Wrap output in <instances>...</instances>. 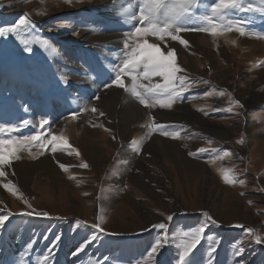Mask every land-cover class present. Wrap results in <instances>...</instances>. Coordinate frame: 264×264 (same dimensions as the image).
Here are the masks:
<instances>
[{
	"label": "rangeland",
	"instance_id": "obj_1",
	"mask_svg": "<svg viewBox=\"0 0 264 264\" xmlns=\"http://www.w3.org/2000/svg\"><path fill=\"white\" fill-rule=\"evenodd\" d=\"M114 2L0 0V27L15 24L25 14L34 24L20 39L0 37V124L18 128L0 138L41 137L0 177V215L12 214L0 231V264H145L152 244L164 234L152 228L159 223L168 226L166 244L154 264H180L182 243L201 225L206 232L191 255L192 264H264V243L255 244L246 231L264 237V98L252 106L241 99L247 92L264 95V39L256 38L264 34V14H230L231 19L248 21L246 36L184 31L179 36L187 47L178 40L148 37L164 51L175 49L176 62L184 69L179 75L192 87L171 109H147L130 92L105 87L123 63L124 41L132 30L119 15L122 10L113 19L106 17ZM123 3L131 5L133 14L138 11L135 0ZM244 4L261 7L260 0ZM186 26L207 25L194 19ZM112 35L119 38L110 39ZM21 39L29 41L30 53ZM40 40L53 50L42 48ZM113 42L122 53L109 61L112 70L100 72L103 52ZM124 82L131 87L130 79L124 77ZM232 100L242 107L232 105ZM229 107L232 112L226 111ZM82 108L88 111L80 112ZM71 113H78L75 120ZM130 114L136 119L132 117L122 131L120 121L126 124ZM25 119L28 126H22ZM41 119L49 122L43 129ZM158 122L166 125L165 131L179 132V138L150 133L148 126L154 128ZM49 133L66 138L71 147L48 145ZM240 139L243 144L237 143ZM202 148L205 151H198ZM90 149L95 152L93 161L87 157ZM82 162L89 167L80 168ZM221 169H231L243 184H225ZM8 183L16 186L15 194L3 187ZM32 210L47 212L52 219L18 215ZM169 215L171 221L166 219ZM97 218L105 232L118 235L100 233L98 240L73 255L94 234L88 225ZM236 224L243 227H232ZM57 236L60 240L50 253ZM240 249L242 255H236Z\"/></svg>",
	"mask_w": 264,
	"mask_h": 264
},
{
	"label": "snow or ice",
	"instance_id": "obj_2",
	"mask_svg": "<svg viewBox=\"0 0 264 264\" xmlns=\"http://www.w3.org/2000/svg\"><path fill=\"white\" fill-rule=\"evenodd\" d=\"M66 4H71L72 0H64ZM76 2H82V0H76ZM138 4V11L136 13L131 12V5L124 9V23L132 24V30L128 33V39L124 41L125 56L123 63L119 66L118 71H116L115 78L111 83L106 84L105 87H112L113 85L117 88L124 89L125 92H130L131 95L147 109H152L159 107L161 109H171L173 105L181 100L184 93L187 92L191 87L192 83L188 81V78L183 75H179L184 72L176 62L175 49L168 48L167 51L162 50V48L156 43H150L148 37H155L156 40L164 42L165 39L172 41H179V43L185 47L188 46V42L181 39L179 34L184 31H201L209 34L212 37H217L224 34L225 32H236L240 36L249 35L246 30L245 25L248 23L245 19L237 18L231 19L230 14L233 12L238 13H255L260 11L264 14V0H260L261 7L257 9L253 5L249 4L245 6L244 0H213L211 4H208L206 0H135ZM203 7V12H198V9ZM43 14V13H41ZM194 19H199L203 24L207 25L204 27L190 28L186 25L193 21ZM138 21V23H137ZM65 26V25H61ZM34 24L29 19L27 14L21 16L13 25L0 27V37L6 35L14 36L18 39L22 37V34L27 33L29 29L33 28ZM102 27V26H101ZM95 30V29H94ZM256 38L264 39V34H256ZM131 41V43H129ZM21 43L25 45L24 50L26 52H31V48L27 47L29 41L26 39H21ZM40 46L47 51H52L49 43L46 40H40ZM235 44V41H232ZM104 69L101 68L100 72ZM124 77L131 80L132 85L129 88L125 82ZM155 77H159V80H154ZM147 81V84L143 83ZM207 83V81H204ZM211 93H209L210 95ZM223 95V93H220ZM99 99V97H95ZM232 105L239 108L242 105L239 101L232 100ZM198 111H203V109H197ZM88 111L87 108L80 109V112ZM93 113L98 110L96 108H91ZM228 112H232L233 108L229 107L226 109ZM71 118L75 120L78 113H71ZM103 116V113H100ZM151 119V117H150ZM22 126H28L30 121L23 120ZM49 122L46 119H41L39 121V128L43 129L45 125ZM102 127V125H100ZM149 127V132L159 131L161 135L170 136L173 139L179 138V132L175 131H165L166 125L156 124L153 128L151 125ZM18 128L8 124H0V134L10 133L17 131ZM105 131H108L105 129ZM50 139L47 140L48 145L63 144L68 147V141L64 137H57L54 134L49 133ZM40 135L24 136L17 138L3 139L0 138V177H5V168L11 166L12 162L21 159L19 155L22 151L36 146L35 142L40 141ZM237 143L243 144L244 140L240 139ZM40 147H44L41 143ZM53 152H56V147H52ZM73 152L79 157V152L72 148ZM198 151L203 152L205 149H199ZM189 155H192L189 153ZM229 155L228 152L224 153V156ZM35 158V157H33ZM224 157L221 156L220 159ZM59 167L68 171L67 166L59 164ZM80 168L87 169L89 165L87 163H80ZM221 179L225 184H243V181H238L235 176L231 174V169H221L220 170ZM69 179H75V177L70 176ZM3 187L13 194L16 193V186L8 183L4 184ZM12 214L8 213L6 215H0V231L5 230L6 222H9L10 216ZM18 215L22 217H36L44 219H52L47 212L40 213L35 210L21 212ZM207 216V213H204ZM56 219H59L58 217ZM88 225L95 229L94 234L77 249L73 255H77L79 252L83 251L88 244L99 239V234L103 233L105 236L118 235L117 233L105 232L101 227L99 222ZM171 221L173 217L169 215L166 218ZM207 219L211 224L219 226L215 220L210 216ZM81 222H77L79 225ZM167 225L165 223H159L152 225V228L157 230H163L164 234H161L158 239L152 244L150 250L147 252V260L145 264H154V257H156L159 252L165 247L166 244V232ZM235 228H241L242 225L236 224L232 225ZM150 229H147L148 231ZM248 235L253 237L254 243L260 245L264 243V237L255 234L252 229L246 230ZM206 232V227L204 225L199 226L194 232L187 234V238L182 243L181 250L179 252V262L180 264H192L191 255L197 246L201 243L203 234ZM46 238V237H45ZM60 237L57 236L55 241L52 243L51 249L48 251L51 253L52 249H55ZM215 249L212 248L209 251L214 252ZM243 249L236 252V255H242Z\"/></svg>",
	"mask_w": 264,
	"mask_h": 264
},
{
	"label": "bare ground",
	"instance_id": "obj_3",
	"mask_svg": "<svg viewBox=\"0 0 264 264\" xmlns=\"http://www.w3.org/2000/svg\"><path fill=\"white\" fill-rule=\"evenodd\" d=\"M121 1V0H120ZM125 1V0H124ZM127 1V0H126ZM115 3V2H114ZM114 6V10L113 11H111L110 12V14H107V18H114V15L115 16H117L118 15V13L116 12V11H123L124 12V9H126V8H128V4L126 5V4H124L123 3V0H122V2H117V0H116V3H115V5H113ZM130 6V5H129ZM111 8H112V6H111ZM119 15H121V16H124V15H122V14H120V12H119ZM119 17V16H118ZM129 29V28H128ZM125 34H123L122 36H124ZM105 38V37H104ZM111 38H113V40H116V39H118L119 38V36H117V35H112V36H110V39ZM109 39V37L106 39V40H110ZM102 40H103V38H102ZM105 40V39H104ZM105 40V41H106ZM104 41V42H105ZM111 41V40H110ZM115 42V41H114ZM112 43L111 45H109L108 47V49H105V51L103 52V55L102 56H104V62L102 63V66H101V68H103L104 70H107V71H110V70H112L113 68H114V66H111V64H112V62H109L110 60H116V58H118V56L122 53V51H121V49L120 48H118V46H115V43ZM106 44V43H105ZM121 45V44H120ZM103 46V45H102ZM251 46L252 47H254V46H256V45H253L252 43H251ZM264 46V44H260V47H263ZM120 47V46H119ZM105 48V47H104ZM103 48V49H104ZM98 52V51H97ZM97 56V55H96ZM102 56H101V58H102ZM100 57V56H99ZM112 72V71H111ZM261 82L262 83H264V70H262V72H261ZM96 90V89H95ZM92 91L94 92V89H92ZM131 98V97H130ZM264 98V95H262V96H250V93L249 92H247V93H245V95L243 94L242 95V97H241V99L243 100V102H244V104H249V106H252V105H256V104H259V103H261L262 102V99ZM117 100V99H116ZM129 100V99H128ZM117 102V101H116ZM128 102V101H127ZM117 104V103H116ZM120 104V103H119ZM130 104H131V102H130ZM126 106V105H125ZM248 106V107H249ZM132 107H134V106H132ZM122 108V107H121ZM138 108V107H137ZM130 109H132V108H130ZM135 110V109H134ZM122 111V110H121ZM133 111V110H132ZM137 111V110H136ZM126 112V111H125ZM131 113H134V112H131ZM173 113V112H172ZM118 115H119V113H118ZM125 115V114H124ZM135 115V114H134ZM161 115V114H160ZM122 116V115H121ZM127 116V115H126ZM125 116V121H126V124H124L123 123V119H121V129H122V131H125L124 129L126 128V126L128 125V127L127 128H129V123H132L133 121H132V117H135V119H136V116H133V115H129V117H126ZM141 115H139V117H140ZM172 116H173V114H172ZM120 117V116H119ZM163 117H164V119H167L168 120V118H170V119H172L171 117H170V114H169V117L167 116L166 117V115H164L163 114ZM175 117V116H174ZM132 118V119H131ZM163 119V118H162ZM175 119L176 120H181L182 118L181 117H175ZM138 120V119H137ZM136 120V121H137ZM124 121V122H125ZM135 121V120H134ZM163 121V120H162ZM170 122V121H169ZM168 122V123H169ZM158 124H160L159 122H158ZM126 128V129H127ZM129 131V130H128ZM124 133V132H123ZM217 136H218V134H217ZM94 149H90L89 150V152H88V156L87 157H89L90 158V160H92L93 161V158H94ZM40 167V166H39ZM131 167V166H130ZM35 169V168H34ZM40 169V168H39ZM35 170H37V169H35ZM197 170H199V168H197ZM24 172V171H23ZM196 174H200V175H202V172H200V171H196ZM26 180V179H25ZM27 181V180H26Z\"/></svg>",
	"mask_w": 264,
	"mask_h": 264
}]
</instances>
